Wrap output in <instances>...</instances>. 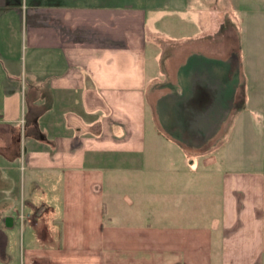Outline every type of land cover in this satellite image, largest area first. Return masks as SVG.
I'll return each mask as SVG.
<instances>
[{
    "label": "crops",
    "instance_id": "obj_1",
    "mask_svg": "<svg viewBox=\"0 0 264 264\" xmlns=\"http://www.w3.org/2000/svg\"><path fill=\"white\" fill-rule=\"evenodd\" d=\"M252 1L0 0V264H264V170L210 152Z\"/></svg>",
    "mask_w": 264,
    "mask_h": 264
},
{
    "label": "rangeland",
    "instance_id": "obj_2",
    "mask_svg": "<svg viewBox=\"0 0 264 264\" xmlns=\"http://www.w3.org/2000/svg\"><path fill=\"white\" fill-rule=\"evenodd\" d=\"M239 1L240 4L244 6L246 15H252V8L256 10L252 0ZM233 2L234 0H228L227 14L229 15L230 19L237 17L239 19L242 12L237 9V6H235ZM262 10L264 13V8H262ZM237 25L241 26V23H228L225 37L222 40L215 39L211 41V50H218L219 52L221 51L223 56H228L232 58L233 61L236 60V56L240 58L243 81L236 92V103L233 105V110L227 121L223 124L220 133L217 135L216 139L219 138V143L211 147L210 152H214L219 155L221 161H223L221 165L224 169L242 167L243 163H246L249 166L251 163H253L252 166L255 170L257 169L263 171L264 36L255 40V38L252 36L253 32L250 29L248 31L246 29L243 44H241V38L237 32ZM248 25L249 28L252 26L251 23ZM257 40L259 46H255V44L257 45ZM171 49H175V47H172ZM178 60L179 58L174 59L173 62H171L172 65L170 66V69L172 66L174 67L177 64ZM231 72L232 71L230 69H227V71L226 69L222 70L221 78L226 81L224 82L225 85L221 86L219 83H214L210 88L212 103L217 105V97L220 98L219 100L222 102L225 100V98L229 99V94H231L230 91L236 89L233 86L231 87L232 82L229 77ZM227 74L228 78L225 76ZM223 79L221 80L222 85L224 84ZM227 106L229 107L230 105ZM215 122H217V120L213 119L212 124L214 125ZM224 139L226 141L229 140V143L226 144ZM215 141L216 140H214V142ZM218 147L220 148V151L215 152V149ZM194 152L195 151L193 150H189L188 154L192 156V153ZM154 208H152L153 212L155 211ZM23 217L25 218L27 216H23V214L19 212V218L23 219Z\"/></svg>",
    "mask_w": 264,
    "mask_h": 264
},
{
    "label": "water",
    "instance_id": "obj_3",
    "mask_svg": "<svg viewBox=\"0 0 264 264\" xmlns=\"http://www.w3.org/2000/svg\"><path fill=\"white\" fill-rule=\"evenodd\" d=\"M9 219H12V218H11V217H9V218H8V220H9Z\"/></svg>",
    "mask_w": 264,
    "mask_h": 264
}]
</instances>
